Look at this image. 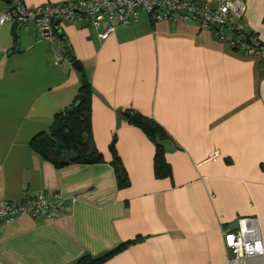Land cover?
Instances as JSON below:
<instances>
[{
  "label": "crops",
  "instance_id": "obj_1",
  "mask_svg": "<svg viewBox=\"0 0 264 264\" xmlns=\"http://www.w3.org/2000/svg\"><path fill=\"white\" fill-rule=\"evenodd\" d=\"M20 1L32 8L75 0ZM244 2L242 26L264 45V0ZM5 5L0 0V13ZM140 15L104 40V21L97 29L58 24L64 53L91 84V135L102 155L100 163L61 167L29 143L73 101L81 69L68 59L55 66L52 44L33 24L0 25V200L58 192L65 204L1 228L0 264H74L135 238L142 240L103 264H226L222 233L241 217L257 219L264 246V58L233 50L195 23ZM126 109L170 136V178H155L154 147L121 117ZM113 135L125 188L111 164Z\"/></svg>",
  "mask_w": 264,
  "mask_h": 264
},
{
  "label": "built area",
  "instance_id": "obj_2",
  "mask_svg": "<svg viewBox=\"0 0 264 264\" xmlns=\"http://www.w3.org/2000/svg\"><path fill=\"white\" fill-rule=\"evenodd\" d=\"M0 13V25L12 22L16 29L33 24L38 36L52 44L54 65L67 60L64 45L58 40V24L63 21H80L97 29L101 22L106 29L100 34L106 39L118 26L136 22L145 13L153 22L195 23L200 30L209 32L216 40L241 50L249 56L264 57V45L259 38L244 30V0H218L215 5L201 0H75L60 5L26 7L20 0H6ZM228 33L229 35H226ZM64 199L58 192L48 196L40 192L18 203L0 200V229L15 225L22 216L49 217L63 211ZM227 251L226 264H248L251 258L264 261V246L258 221L241 217L234 226L222 233Z\"/></svg>",
  "mask_w": 264,
  "mask_h": 264
},
{
  "label": "trees",
  "instance_id": "obj_3",
  "mask_svg": "<svg viewBox=\"0 0 264 264\" xmlns=\"http://www.w3.org/2000/svg\"><path fill=\"white\" fill-rule=\"evenodd\" d=\"M249 33L255 34L254 32ZM57 36L61 37L59 32ZM13 39L15 42V33H13ZM64 54L70 62L74 63L73 57L67 56L66 53ZM92 93L91 84L81 69L78 91L73 101L66 108L54 114L49 131L41 132L30 140L29 145L31 149L43 158L52 161L57 167L70 163L95 164L102 162V155L94 147L91 135ZM120 115L130 126L142 131L152 143L154 147L153 172L155 178H170L172 170L165 159V143L171 139L164 128L153 119L133 110H123L120 112ZM115 145L116 137L113 135L108 146L112 157L111 164L116 174L119 188H125L129 185V180L118 157ZM141 240V238L129 240L97 256L84 254L74 264H103Z\"/></svg>",
  "mask_w": 264,
  "mask_h": 264
},
{
  "label": "water",
  "instance_id": "obj_4",
  "mask_svg": "<svg viewBox=\"0 0 264 264\" xmlns=\"http://www.w3.org/2000/svg\"><path fill=\"white\" fill-rule=\"evenodd\" d=\"M73 67H74L76 70H80V69H81V66L78 64V62H74V63H73Z\"/></svg>",
  "mask_w": 264,
  "mask_h": 264
},
{
  "label": "rangeland",
  "instance_id": "obj_5",
  "mask_svg": "<svg viewBox=\"0 0 264 264\" xmlns=\"http://www.w3.org/2000/svg\"><path fill=\"white\" fill-rule=\"evenodd\" d=\"M140 18L146 22H148V18L144 13H141Z\"/></svg>",
  "mask_w": 264,
  "mask_h": 264
}]
</instances>
